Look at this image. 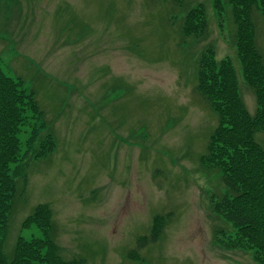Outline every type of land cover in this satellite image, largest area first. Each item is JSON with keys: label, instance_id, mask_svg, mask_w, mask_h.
Returning a JSON list of instances; mask_svg holds the SVG:
<instances>
[{"label": "rangeland", "instance_id": "obj_1", "mask_svg": "<svg viewBox=\"0 0 264 264\" xmlns=\"http://www.w3.org/2000/svg\"><path fill=\"white\" fill-rule=\"evenodd\" d=\"M220 1L222 15L215 0L184 7L203 6L208 36L196 43L181 35L186 11L174 0H0V69L34 93L44 122L32 121L37 138L24 147L26 191L14 200L5 253L18 237L41 236L22 222L47 204L64 261L257 264L214 240L230 227L210 205L223 184L198 162L217 124L195 89L202 51L232 62L244 108L257 111ZM253 22L264 61V13ZM47 135L53 151L37 157ZM255 139L264 147V132Z\"/></svg>", "mask_w": 264, "mask_h": 264}, {"label": "trees", "instance_id": "obj_2", "mask_svg": "<svg viewBox=\"0 0 264 264\" xmlns=\"http://www.w3.org/2000/svg\"><path fill=\"white\" fill-rule=\"evenodd\" d=\"M189 1L174 0L182 12L186 11L180 32L199 43L208 36V21L202 4L184 8ZM225 3L235 30L236 59L245 84L256 98L257 111L250 116L244 108L232 62L227 58L217 62L212 49L202 51L196 60L195 89L215 113L217 124L198 162L207 174L218 175L223 184V193L212 195L210 205L213 215L230 227L215 231L214 240L225 248L251 251L254 261L264 264V147L255 139L257 133L264 132V61L255 43L253 22L255 12L264 13V0ZM215 8L222 15L220 0H215ZM32 121L44 123L34 93H27L19 78H11L0 69V264H80L61 258L47 204L35 206L22 222L23 229L35 226L41 236L29 240L18 237L12 251L4 252L14 200L26 191L22 162L27 154L24 147H30L37 138ZM24 127L30 130L22 142ZM53 148V140L47 135L40 140L35 155L45 157ZM157 233L158 229L153 239Z\"/></svg>", "mask_w": 264, "mask_h": 264}]
</instances>
